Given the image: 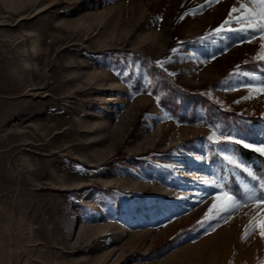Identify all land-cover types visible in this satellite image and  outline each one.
<instances>
[{
	"label": "rangeland",
	"instance_id": "1",
	"mask_svg": "<svg viewBox=\"0 0 264 264\" xmlns=\"http://www.w3.org/2000/svg\"><path fill=\"white\" fill-rule=\"evenodd\" d=\"M262 10L0 0V264H264V196L210 153L248 175L237 147L264 155L246 146L264 145ZM163 76L199 96L191 118Z\"/></svg>",
	"mask_w": 264,
	"mask_h": 264
},
{
	"label": "trees",
	"instance_id": "2",
	"mask_svg": "<svg viewBox=\"0 0 264 264\" xmlns=\"http://www.w3.org/2000/svg\"><path fill=\"white\" fill-rule=\"evenodd\" d=\"M163 77L165 78V81L162 82V90H158L160 95L163 94V96L166 97V95L172 94L176 99L180 98L181 106L179 107V110L185 112L184 114L191 118L193 115L194 103L199 98V96L191 93L189 94L183 89L173 87L172 84H170L169 79H167L165 76ZM208 112L211 121L216 120L218 117L224 114L223 110L212 103L208 104ZM210 153L212 154L211 162L213 167L216 169L219 178L224 180L223 176L226 175L227 181L225 182V185L231 188L235 194L239 195L243 192L241 180L250 184V189L257 188V191H263V188H261V186L259 187V182H264V155L241 145L237 147L236 157L242 161L244 166L250 168L253 171L252 175H248V173L246 174V172H242L241 169H235L234 167L216 164L215 162L220 157L216 151V148L211 147ZM238 174L244 176H240L238 178Z\"/></svg>",
	"mask_w": 264,
	"mask_h": 264
},
{
	"label": "snow or ice",
	"instance_id": "3",
	"mask_svg": "<svg viewBox=\"0 0 264 264\" xmlns=\"http://www.w3.org/2000/svg\"><path fill=\"white\" fill-rule=\"evenodd\" d=\"M261 4H264V0H260ZM241 7H245L244 5H241ZM235 10V9H234ZM261 18H264V10H262V12L260 13ZM250 27H253L254 25H249ZM262 31H264V28L261 29ZM227 140H232L234 139V137L232 135H228L225 137ZM237 142L244 144L245 141L243 139H239ZM247 147H256V150L259 152L264 153V145H260V146H255L253 144H246ZM248 192H251V189L248 190ZM247 195V193H246ZM253 195H255V193H253ZM260 196H264V191H261L259 193ZM216 196L218 197L217 203L223 205V207L220 209L222 212L225 213H230L235 211L236 207L239 206V198L235 195H233L230 192H225V193H220L217 192ZM251 198V197H249ZM258 203H264V201H260L257 200ZM251 223V222H250ZM257 227L261 228V235L262 237H264V223L258 224Z\"/></svg>",
	"mask_w": 264,
	"mask_h": 264
},
{
	"label": "bare ground",
	"instance_id": "4",
	"mask_svg": "<svg viewBox=\"0 0 264 264\" xmlns=\"http://www.w3.org/2000/svg\"><path fill=\"white\" fill-rule=\"evenodd\" d=\"M66 218L69 220L68 229L70 234H72L78 228L79 221L77 220V215L73 214L72 212H68L66 214Z\"/></svg>",
	"mask_w": 264,
	"mask_h": 264
}]
</instances>
